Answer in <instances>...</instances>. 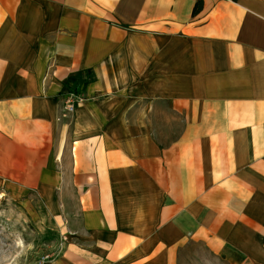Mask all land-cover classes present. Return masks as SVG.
<instances>
[{
  "label": "crops",
  "instance_id": "0c3cea01",
  "mask_svg": "<svg viewBox=\"0 0 264 264\" xmlns=\"http://www.w3.org/2000/svg\"><path fill=\"white\" fill-rule=\"evenodd\" d=\"M0 166L44 264H264V0H0Z\"/></svg>",
  "mask_w": 264,
  "mask_h": 264
},
{
  "label": "rangeland",
  "instance_id": "374dc122",
  "mask_svg": "<svg viewBox=\"0 0 264 264\" xmlns=\"http://www.w3.org/2000/svg\"><path fill=\"white\" fill-rule=\"evenodd\" d=\"M24 172L16 166H0V173L7 177H0V264H44L57 253L61 242L58 226L41 195H13L20 191L12 182L20 180ZM178 264L228 262L210 254L203 244L190 243L178 252Z\"/></svg>",
  "mask_w": 264,
  "mask_h": 264
},
{
  "label": "built area",
  "instance_id": "2783aa9c",
  "mask_svg": "<svg viewBox=\"0 0 264 264\" xmlns=\"http://www.w3.org/2000/svg\"><path fill=\"white\" fill-rule=\"evenodd\" d=\"M66 110L70 113L74 112V105H73L72 101L70 103L69 102L67 103Z\"/></svg>",
  "mask_w": 264,
  "mask_h": 264
},
{
  "label": "trees",
  "instance_id": "16d2710c",
  "mask_svg": "<svg viewBox=\"0 0 264 264\" xmlns=\"http://www.w3.org/2000/svg\"><path fill=\"white\" fill-rule=\"evenodd\" d=\"M199 8H200L199 6L198 7L197 6L195 7L194 14L197 13V12H199V10H200Z\"/></svg>",
  "mask_w": 264,
  "mask_h": 264
}]
</instances>
